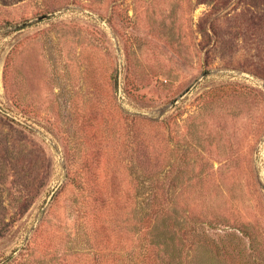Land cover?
Instances as JSON below:
<instances>
[{"label": "rangeland", "instance_id": "obj_1", "mask_svg": "<svg viewBox=\"0 0 264 264\" xmlns=\"http://www.w3.org/2000/svg\"><path fill=\"white\" fill-rule=\"evenodd\" d=\"M0 264H264V0H0Z\"/></svg>", "mask_w": 264, "mask_h": 264}, {"label": "water", "instance_id": "obj_2", "mask_svg": "<svg viewBox=\"0 0 264 264\" xmlns=\"http://www.w3.org/2000/svg\"><path fill=\"white\" fill-rule=\"evenodd\" d=\"M40 18H44V16H42V17H40ZM28 21H26V23H27ZM23 24V23H22ZM211 71L210 70H206V71H204V72H202L201 73V75L197 78V79H195L192 83H191V85H189L180 95H178L176 98H174L171 102H170V105H174L175 103H177L178 102V100L180 99V98H182L183 96H185L189 91H190V89L204 76V75H206V74H208V73H210Z\"/></svg>", "mask_w": 264, "mask_h": 264}]
</instances>
